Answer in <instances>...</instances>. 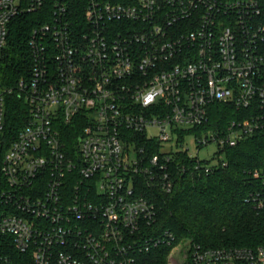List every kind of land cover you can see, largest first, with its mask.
Masks as SVG:
<instances>
[{"label":"built area","instance_id":"1","mask_svg":"<svg viewBox=\"0 0 264 264\" xmlns=\"http://www.w3.org/2000/svg\"><path fill=\"white\" fill-rule=\"evenodd\" d=\"M33 13L29 75L0 84V238L30 264H147L162 246L169 264H264V243L174 244L149 195L264 132V0H0V66L10 23ZM13 92L27 106L16 132ZM215 103L235 116L199 131ZM249 173L247 201L264 208V168Z\"/></svg>","mask_w":264,"mask_h":264},{"label":"trees","instance_id":"2","mask_svg":"<svg viewBox=\"0 0 264 264\" xmlns=\"http://www.w3.org/2000/svg\"><path fill=\"white\" fill-rule=\"evenodd\" d=\"M38 18L36 13L20 15L10 23L0 66L1 85L14 87L29 75L28 38ZM7 103L9 124L16 132L27 117V106L16 92L8 96ZM235 114L231 105L215 103L209 123L199 131L223 126ZM78 132L74 126L69 128L67 139L75 141ZM225 158L228 165L209 175L197 173L192 168L193 162L187 160L189 169L185 173L174 168L176 182L170 193L149 194L157 207L154 228L172 231L176 237L174 244L186 240L203 247L264 243V208H255L247 201L254 184L250 169L264 168V132L245 137L236 146L227 148ZM171 249L162 246L146 254L144 260L147 264H168ZM30 261L31 256L17 251L9 238H0V264H30Z\"/></svg>","mask_w":264,"mask_h":264},{"label":"rangeland","instance_id":"3","mask_svg":"<svg viewBox=\"0 0 264 264\" xmlns=\"http://www.w3.org/2000/svg\"><path fill=\"white\" fill-rule=\"evenodd\" d=\"M187 143L186 146L189 148V151L193 155H198L202 159H211L216 152V146L214 144H210L205 146L197 152L196 143L194 142L193 138L188 136L186 139ZM226 245H219L218 247H225ZM228 246V245H227ZM226 246V247H227ZM177 252V251H176ZM178 254V255H177ZM175 257H179V253H177ZM169 264V262H168Z\"/></svg>","mask_w":264,"mask_h":264}]
</instances>
